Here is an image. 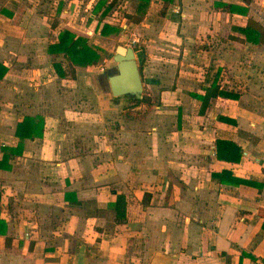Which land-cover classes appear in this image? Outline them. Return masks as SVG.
Listing matches in <instances>:
<instances>
[{
	"label": "crops",
	"instance_id": "1",
	"mask_svg": "<svg viewBox=\"0 0 264 264\" xmlns=\"http://www.w3.org/2000/svg\"><path fill=\"white\" fill-rule=\"evenodd\" d=\"M118 1L131 5L122 24L96 13L99 0H0V264H263L264 41L242 29L264 27V0H152L140 22L139 0ZM106 23L136 40L142 29L163 105L115 129L78 127L88 138L68 100L87 68L61 77L50 46L69 27L101 54L92 39ZM100 66L83 83L104 92ZM214 84L239 97L205 106ZM26 117L39 126L21 139ZM217 139L241 146L240 161L220 160ZM222 170L250 183L215 179Z\"/></svg>",
	"mask_w": 264,
	"mask_h": 264
},
{
	"label": "rangeland",
	"instance_id": "2",
	"mask_svg": "<svg viewBox=\"0 0 264 264\" xmlns=\"http://www.w3.org/2000/svg\"><path fill=\"white\" fill-rule=\"evenodd\" d=\"M106 1H108L109 4L113 0ZM121 2L117 1L111 11V14L115 15V20H113V22L116 24H122L124 22L123 17L125 18V16H128V14H130L128 13V11L131 5H129L128 3L126 6V3L124 1ZM162 10L163 9H161L160 11ZM118 27L120 28V32L118 34L102 38H96L95 36H93V42L96 41L100 46H102L101 62L94 66L85 67L88 71L82 70L83 73H80L81 83H79L77 87H73L72 89H70L71 95L70 99L68 100L75 101L73 103L78 105V108L84 113L82 114L83 116L80 122L78 124H75L76 126H73L76 127L75 131H80L85 135H88L86 133H89L87 127L86 129L77 130V128L81 125L91 127L92 124L98 123L95 127V132L97 133L102 126L103 129L105 127L107 129H115V127L119 126L120 123H123L125 125V122L131 119H137L138 121L142 120V118L147 114L148 110L153 108V105H163L162 100L159 99L157 95L158 89H154L147 83V78L151 75H149V73L145 69L142 55H140V51L145 52V47L142 44V34H139L142 29L139 30V32L133 31L135 35H138L137 38L140 39L136 40L135 36L131 38L130 32H125L124 30H122V27L120 25H118ZM133 40H135V42L134 44H131L133 43ZM119 45L131 46L135 49L137 53V60L140 67H142V77L144 81L143 96L148 99L149 104H135L134 97L132 96H118L112 98L109 88L104 92H100L92 83H88V85L85 84L84 86L83 82H89L90 76L98 72V70L101 68V64L106 69H109L107 79L111 73L115 72L117 63L114 60V54L117 46ZM253 68H256V65H254ZM255 84L259 85L258 83ZM94 119H96V121ZM89 134L91 135L88 138H91V136H93V132L91 131Z\"/></svg>",
	"mask_w": 264,
	"mask_h": 264
},
{
	"label": "trees",
	"instance_id": "3",
	"mask_svg": "<svg viewBox=\"0 0 264 264\" xmlns=\"http://www.w3.org/2000/svg\"><path fill=\"white\" fill-rule=\"evenodd\" d=\"M118 0H113L108 4L106 0H99L97 7L95 8L96 13L102 11L103 15H107L112 8H114V4ZM152 0H139V4L134 13V21L140 22L143 16L147 13ZM161 1L164 5L163 8H166V5L174 2L175 0H158ZM236 8V6H235ZM139 15V16H137ZM120 32V28L117 25H112L106 23L104 29L102 31L103 35L110 36L115 35ZM242 32L246 36L248 42L258 44L264 41V27L256 22L255 20H249L246 28L242 29ZM50 51L53 53L63 54L64 58L67 62V68L64 70L62 67V63H56V68L61 77L70 74L75 76L76 68L75 66L81 67H89L96 65L101 57V54L98 50L89 44L88 37L79 35L77 32L73 31L69 27H65L59 34V41L50 46ZM141 72H142V67ZM7 73V68L2 67L0 64V78L4 77ZM226 97L237 99L239 94H234L225 90H220V86L214 84L211 89H209L205 96H199V99L203 101V104L206 106L210 103L212 97ZM135 104L147 103L148 99L145 96L137 99L134 98ZM221 121H230V119L226 117H220ZM39 124H37L36 119L33 117H26L25 120L19 124L17 129V134L21 139L26 137H35L37 134ZM217 155L220 160H225L229 162H239L242 156V148L237 143L228 140L217 139ZM8 151H14L13 148H5ZM213 177L218 178L222 182L230 181L232 183L241 184L248 181H244L238 178H235L230 171L222 170L221 172H213ZM3 222L0 221V234L4 232ZM255 259L254 257H252ZM264 264V259H263Z\"/></svg>",
	"mask_w": 264,
	"mask_h": 264
},
{
	"label": "water",
	"instance_id": "4",
	"mask_svg": "<svg viewBox=\"0 0 264 264\" xmlns=\"http://www.w3.org/2000/svg\"><path fill=\"white\" fill-rule=\"evenodd\" d=\"M114 60L117 63L116 70L108 76L111 95L142 98L144 81L135 49L131 46H117Z\"/></svg>",
	"mask_w": 264,
	"mask_h": 264
},
{
	"label": "flooded vegetation",
	"instance_id": "5",
	"mask_svg": "<svg viewBox=\"0 0 264 264\" xmlns=\"http://www.w3.org/2000/svg\"><path fill=\"white\" fill-rule=\"evenodd\" d=\"M109 71H107L106 73H104L102 76L103 80L106 81V78H107V74H108Z\"/></svg>",
	"mask_w": 264,
	"mask_h": 264
},
{
	"label": "built area",
	"instance_id": "6",
	"mask_svg": "<svg viewBox=\"0 0 264 264\" xmlns=\"http://www.w3.org/2000/svg\"><path fill=\"white\" fill-rule=\"evenodd\" d=\"M124 29H127V26H125V28ZM134 42H135V40H133V43H131V44H134Z\"/></svg>",
	"mask_w": 264,
	"mask_h": 264
}]
</instances>
